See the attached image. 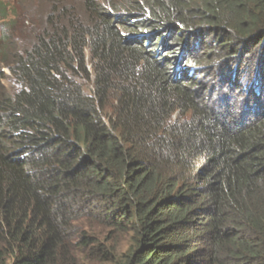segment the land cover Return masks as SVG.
Returning <instances> with one entry per match:
<instances>
[{"label": "trees", "instance_id": "16d2710c", "mask_svg": "<svg viewBox=\"0 0 264 264\" xmlns=\"http://www.w3.org/2000/svg\"><path fill=\"white\" fill-rule=\"evenodd\" d=\"M16 6L0 0V264H76L84 215L132 236L113 264H264V0Z\"/></svg>", "mask_w": 264, "mask_h": 264}, {"label": "rangeland", "instance_id": "374dc122", "mask_svg": "<svg viewBox=\"0 0 264 264\" xmlns=\"http://www.w3.org/2000/svg\"><path fill=\"white\" fill-rule=\"evenodd\" d=\"M1 1L5 2L6 4L8 3L9 7H17V0ZM18 9L19 7H17V10ZM9 20H16L21 27L24 25V23L18 20L16 17L13 19V16H10V19H7L5 22H8ZM2 24L3 23L0 21V35L4 33V35L7 37V29ZM24 26H27L26 23ZM248 74L249 71L245 69L242 75L245 81L248 80ZM0 83L5 86L9 93L15 91L16 87L14 86L10 73L7 69H0ZM218 94V89H216L213 94V98L218 97ZM225 94L226 92H224V95ZM230 98L231 99L228 101V103L232 105L231 109L233 108L236 110L241 104H244L245 107L252 106L250 99L241 103L242 100H245L244 95H232ZM73 224V228L76 227V230L81 232V235H79V233L78 235H75L72 244L73 247L71 249L76 264H113L114 261L119 259L120 255L126 253L130 247L132 240V236L130 234L119 235L116 234L111 228H100L93 222L92 218H88L85 215L82 218H79ZM82 235H84V237L90 238L89 242L92 244L86 250H79L77 247ZM9 264H11V262Z\"/></svg>", "mask_w": 264, "mask_h": 264}, {"label": "clouds", "instance_id": "9594fccd", "mask_svg": "<svg viewBox=\"0 0 264 264\" xmlns=\"http://www.w3.org/2000/svg\"><path fill=\"white\" fill-rule=\"evenodd\" d=\"M3 25V24H2ZM1 35H3V33L1 34ZM1 35H0V37H1ZM9 72V71H8Z\"/></svg>", "mask_w": 264, "mask_h": 264}]
</instances>
